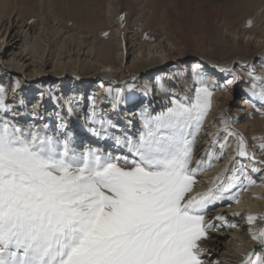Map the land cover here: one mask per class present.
I'll list each match as a JSON object with an SVG mask.
<instances>
[{
  "label": "bare ground",
  "instance_id": "bare-ground-1",
  "mask_svg": "<svg viewBox=\"0 0 264 264\" xmlns=\"http://www.w3.org/2000/svg\"><path fill=\"white\" fill-rule=\"evenodd\" d=\"M223 13L227 21L213 25ZM196 70L215 88L195 137L193 166L206 152L220 155L216 141L225 142V120L255 154L237 156L236 136H227L224 158L197 176L192 194L241 169L256 181L232 190L240 203L210 206L213 230L200 242L203 258L205 264H244L261 253L252 232L264 228V106L252 95L253 84L264 85V0H0V103L10 109L0 118L55 138L70 134L77 150L98 147L131 158L114 139L93 136V121H111V136L137 139L144 131L140 112L166 110L173 94L191 98ZM217 215L237 227L213 219ZM248 215L257 221L249 224Z\"/></svg>",
  "mask_w": 264,
  "mask_h": 264
},
{
  "label": "snow or ice",
  "instance_id": "snow-or-ice-1",
  "mask_svg": "<svg viewBox=\"0 0 264 264\" xmlns=\"http://www.w3.org/2000/svg\"><path fill=\"white\" fill-rule=\"evenodd\" d=\"M208 80L196 70L191 98L173 94L166 110L141 111L144 131L137 139L111 136V121H93V136L114 139L131 158L98 147L77 150L70 134L55 138L0 118V264H205L200 242L213 230L210 206L238 204L232 190H246L244 180L247 187L256 184L241 169L192 194L197 176L224 158L227 136H236L237 156L255 159L225 120V142L216 141L220 155L206 152L193 166L195 137L212 106L215 85ZM252 89L264 106V85ZM7 111L0 103V112ZM213 219L237 227L224 216ZM246 219L254 224L258 217ZM252 239L261 253L244 264H264V228L252 232Z\"/></svg>",
  "mask_w": 264,
  "mask_h": 264
},
{
  "label": "rangeland",
  "instance_id": "rangeland-1",
  "mask_svg": "<svg viewBox=\"0 0 264 264\" xmlns=\"http://www.w3.org/2000/svg\"><path fill=\"white\" fill-rule=\"evenodd\" d=\"M213 3V6L215 7V2H212ZM221 8V7H220ZM223 12H224V10H222ZM126 16H127V13H124V15H123V21L124 22H126L125 20H126ZM221 16V15H220ZM215 17L214 18V20H213V25L214 24H216V23H218L220 20H226L227 21V15H225V13H223V18L222 17ZM212 36V35H211ZM213 37V36H212ZM209 36H208V40H209ZM206 39V38H205ZM206 39V41H208ZM163 68H158V69H155L154 71H152V73L154 74V73H157V72H159L160 70H162ZM242 98V95H241V92H239L238 94H237V96H234L232 99H231V102H228V106H229V108L230 109H235L236 108V106H237V104H238V102H239V100ZM25 130V129H24ZM112 152V150H110V149H106V152H108V153H110V152Z\"/></svg>",
  "mask_w": 264,
  "mask_h": 264
}]
</instances>
